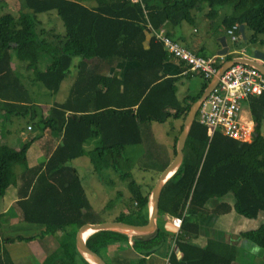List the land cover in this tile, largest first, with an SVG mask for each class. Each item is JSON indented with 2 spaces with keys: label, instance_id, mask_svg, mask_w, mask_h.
Listing matches in <instances>:
<instances>
[{
  "label": "trees",
  "instance_id": "1",
  "mask_svg": "<svg viewBox=\"0 0 264 264\" xmlns=\"http://www.w3.org/2000/svg\"><path fill=\"white\" fill-rule=\"evenodd\" d=\"M19 1L26 11L17 15L0 13V100L5 112L27 117L37 129L20 149L14 151L11 162L0 157V198L8 184L16 182L17 199L13 208L18 213V220L41 226L40 237L47 234L55 236L57 247L51 264H92L77 250L75 232L85 222L105 220L94 209L83 177L71 163L81 154L82 144L89 138L92 125L98 128L101 139V146L89 152L95 169L117 170V158L125 147L143 141L142 126L152 121L164 122L168 118L181 120L172 141L174 156L177 136L189 106L206 86L203 84L196 96L179 99L178 76L161 74L163 64L172 57L154 35L145 48L146 31L162 29L166 24L193 23L191 11L203 2L209 7L206 14L209 18L217 14L218 6L232 2L233 14L223 19L227 36L234 25L243 24L244 31L251 32L249 36L245 34L247 44L262 46L264 0H94L95 5L91 7L74 0ZM246 6L248 8L240 13ZM49 11H55L60 17L65 32L60 36L53 34L51 40L46 37L48 31L41 28L38 19L39 14ZM238 32L239 29L236 33L240 35ZM31 42L36 43V48L33 61L27 68L33 70L32 81L49 92H58L71 67L75 66V77L67 96L53 103L45 116L41 111L36 114L35 108L39 109V105L12 66V54L19 58L24 56ZM43 52L51 60L43 70H37L38 55ZM233 56L232 53L227 54L223 60ZM76 57L79 61L73 65ZM118 62L126 63L119 76L104 71ZM220 65L221 62L218 67ZM248 100L255 123V133L250 142L237 141L219 131L209 139L206 127L194 119L184 145L183 160L164 184L160 195L159 217L166 213L180 216L186 210L180 231L174 235L157 228L147 234L133 235L131 240L135 250L148 255L160 246L170 247L175 240V247H179L183 255L176 259L171 253L170 264H230L234 254L225 257L224 252L213 247L234 246L213 240L200 249L189 243L185 234L198 232L195 220L189 221L191 216L207 212L206 203L210 199L223 198L230 193L233 195V208L240 216L252 219L258 213H264V133L260 132L264 118V92ZM44 131L59 137V142L52 145L49 142L52 139H49L46 161L42 165L29 166L27 153ZM147 135L149 138V131ZM153 161L160 166L146 186L139 185L130 172L119 174L127 183L129 202L122 203L110 220L147 221L151 188L170 157L162 159L155 153ZM15 166L22 168L18 176ZM111 203L109 201L106 207H111ZM4 215L0 214V220ZM108 232L127 235L115 231H94L86 240L100 252L105 240L102 235ZM241 235L264 248V223L241 232ZM70 238L73 240L71 247ZM34 239L36 235L33 234H16L1 239L0 264H15L9 250L1 247L2 243ZM110 264L131 262L114 260ZM135 264H146L144 256Z\"/></svg>",
  "mask_w": 264,
  "mask_h": 264
},
{
  "label": "crops",
  "instance_id": "2",
  "mask_svg": "<svg viewBox=\"0 0 264 264\" xmlns=\"http://www.w3.org/2000/svg\"><path fill=\"white\" fill-rule=\"evenodd\" d=\"M8 3H11L13 8L16 9L14 14H18L20 11H26L25 8L23 7V3L19 0H7ZM77 2H80L88 7L94 6L95 2L94 0H74ZM207 4V3H206ZM208 6V5H207ZM38 19L40 21V26L43 29H46L48 31V35L46 36L48 39H53V34L55 35H64V27L62 24V21L60 17L56 14L55 11H49L45 13H41L38 15ZM188 22H182L176 26L172 25H165V27L162 28V30L165 33H169L170 37L173 39L177 40L180 42L183 46L187 47L191 51L195 53H201L202 45L194 40L193 35V29L191 30L190 25H186ZM189 24V23H188ZM192 25V24H191ZM227 40H229L228 36L226 37ZM220 45L216 46L214 49V53L212 55H205V56H214L218 55L217 51L220 49ZM247 49V47H246ZM202 54V53H201ZM51 58L47 53H40L38 55V60L36 63V68L37 70H43L45 66L50 62ZM33 61V56L28 57L26 61H24L21 66L19 67L20 69H23L25 71H28L27 75L25 74L24 78L22 80H26L27 88L29 87L28 85H34L37 82L32 81L33 77V70L28 69L27 67L32 63ZM79 61V58L76 57L74 58L73 65H75ZM224 61V60H223ZM222 61V62H223ZM125 62H118L116 65L112 66L111 68H108L107 71L110 75L113 76H119L122 71L125 68ZM75 67V66H74ZM185 69V65L181 62L176 61L175 59H170L169 61L165 62L162 67V72L161 74L163 76H178V79L183 76H192V75H198V74H186L183 73V70ZM73 72V73H72ZM70 81L68 84V91L71 86V83L74 80L75 77V68H73L72 71H70ZM21 76V74H20ZM200 76V75H199ZM201 77V76H200ZM39 84V83H37ZM204 84L203 78L201 77V82H200V88L199 92ZM30 92L32 93V96L34 97L35 103L39 105V109H36V114L39 115L42 113V115L47 114L48 108L55 102H60V101H52V100H38L35 97V93L33 90L28 88ZM48 91V90H47ZM198 92V93H199ZM68 94V92H67ZM66 94V96H67ZM65 96V97H66ZM192 96V95H190ZM64 97V98H65ZM189 97V96H187ZM63 98V99H64ZM62 99V100H63ZM61 100V101H62ZM249 100L244 101L242 104V109L246 115H250L252 118L250 111H249ZM0 107H3L2 101L0 100ZM0 108V109H1ZM34 109V110H35ZM2 116V117H1ZM17 116L18 118L22 117L20 115H16L15 113L9 114L5 112L3 109L0 110V156L4 161L11 162L13 153L15 150H18L17 146L14 148L12 146H9L6 144L2 138L3 135V128L5 127L4 125L7 122H11L12 120L10 117ZM4 118V119H2ZM24 119H27L25 124H18V129H19V134L21 136L16 134V139L18 140V143H21L22 139L25 138V140L32 134L36 132V125L31 123L27 117H24ZM253 119V118H252ZM12 123V122H11ZM181 120L180 119H175L174 120V131L175 135L178 132V129L180 127ZM28 125L31 126L30 129H28ZM2 129V130H1ZM260 132L264 133V118L262 122V126L260 128ZM6 134L10 135L11 131L10 129H6L5 131ZM179 134V133H178ZM174 135V136H175ZM173 136V137H174ZM173 137L171 138L170 144L168 146V149H171L172 147V141ZM95 138V139H94ZM52 139V140H49ZM54 139V140H53ZM92 139V140H90ZM53 145L59 142V137L55 138L54 135L51 133L44 131L40 134V137L37 138L32 145H34V148H32L30 151L27 153V161L29 166H37V165H42L46 159V150L47 148V141ZM90 140V142H88ZM88 142L89 148H87L86 143ZM101 146V139H100V134L99 130L96 126L92 125L91 128V134L89 138L84 140L82 144V151L81 154L73 158L71 160L72 165L75 167L77 166H82L85 163L88 162L91 163V160L89 157L86 155L89 154V152L94 151L95 149L99 148ZM157 155L160 156L162 159H166L170 157V160L173 158L172 156V150L170 153H162V155L159 152H155ZM4 154V156H3ZM31 154V155H30ZM166 154V155H165ZM31 156V159H30ZM0 158V161H1ZM76 163V164H75ZM169 163V162H168ZM20 167V166H18ZM158 171V170H157ZM22 172V168L20 167L19 172H16V175L18 176ZM146 183L143 184V186L147 185L149 183L148 177L144 178ZM17 181V180H16ZM16 182L15 184H8V187L4 193L3 197V206L0 209V214H6L2 218H9L10 215L9 211L13 209V203L17 199V192H16ZM9 190V194H6V192ZM1 197V198H2ZM233 195L230 193L226 195L223 198H217V199H210L206 203V208L207 212L205 213H196L191 218H189V221L195 220V222L198 224V232L193 235L185 234L186 239H189V243L192 245H195L196 248H205V246L210 242V241H217L219 243H225L226 245H231L234 247H213L215 250H221L222 252L225 253V257L227 256H232L234 254V258L231 260L230 264H264V248L257 246L253 242L249 241L248 239L244 238L241 235V232L249 229H255V228H240L237 227V224L239 221H241L242 217H240L239 214H237L233 208ZM127 204V203H126ZM222 204H226L224 207H222ZM228 206V210L225 211V208ZM214 210H217L215 213ZM13 216H17L18 219V213L15 210H11ZM263 212L258 213L257 217L260 216V214ZM11 214V215H12ZM148 214H149V200H148ZM148 214H147V219H148ZM256 217V218H257ZM252 218V219H256ZM173 216L169 214H163L161 217L158 219V226L160 228H163L162 230L174 235H177V233L180 231V228H177L173 225L172 223ZM250 219V218H248ZM19 221V220H18ZM140 223V222H139ZM143 223V222H141ZM235 223V224H234ZM160 224V225H159ZM31 226L34 225L39 228L38 233L42 231V227L36 224H30ZM33 226V227H34ZM181 227V226H180ZM258 226H256L257 228ZM31 229V228H30ZM34 229V228H32ZM173 230V232L168 231ZM1 230V229H0ZM16 235L10 234L8 237H12ZM27 235V234H26ZM52 235L47 234L42 237L36 238L31 241H23V240H16L11 243H2L1 247H20V248H27L26 251L28 252V255L30 256V260L28 259V262L35 261L39 262V264H51L52 260L55 257V250L57 247V242L54 239V241L51 239ZM104 237V244L100 248V253L105 257V259L108 261V263H112L114 260H120V261H125L128 260V262H131V264H135L136 261L144 256L146 260V264H170V255L171 253L175 254L176 259L181 258L183 255V251L179 247H173L172 252L169 253L171 246L170 247H165V246H160L156 248L153 252H151L148 255H143L142 253L138 252L132 247V240L131 236H124L119 233H104L102 235ZM6 237V238H8ZM2 238V237H0ZM70 242V241H69ZM70 242V247L72 246ZM9 250V248H7ZM185 251L188 253L190 252V249L185 248ZM10 252V250H9ZM11 257L15 261V258L12 256V253L10 252ZM19 260H23L20 257H17V263ZM23 264V263H22Z\"/></svg>",
  "mask_w": 264,
  "mask_h": 264
},
{
  "label": "rangeland",
  "instance_id": "3",
  "mask_svg": "<svg viewBox=\"0 0 264 264\" xmlns=\"http://www.w3.org/2000/svg\"><path fill=\"white\" fill-rule=\"evenodd\" d=\"M246 8H248V6L244 7V9L240 11V13L245 11ZM208 9L209 7L207 6L206 2H203L199 7L194 8L191 11L193 23L186 24L191 26V30L193 29L192 36L194 37V40L202 45V49L200 52L204 56L212 55L216 46L220 45V38L223 36L227 37L225 28L223 26V19L225 16L233 14V3L229 2L224 5L218 6L217 14L212 18H209L206 15ZM15 10L16 9H14L12 4L8 3L7 0H0V13L9 12L13 15H16L14 14L16 12ZM245 34L249 36L251 32L249 30H245ZM237 36L238 37L235 41H232L228 37L229 40L227 41L229 46V54L232 53V55H234L233 57H236L240 54L247 55V42L243 41L242 43H239L241 40V36ZM35 48L36 43L31 42L24 56L19 58L14 53L12 54V66L17 73L21 74L22 79H25V74L27 75V73L29 72L20 69L19 67L24 61L28 59V57L32 58ZM73 68L74 66L71 67V71L73 70ZM23 81L25 83L27 82L26 80ZM69 81L70 74L64 79L60 86V89L56 93H51L47 91L41 84L37 83L33 86L28 85V88L33 90V92L35 93V97L38 100L61 101L68 92ZM200 82L201 77L199 76V74L180 77L176 82L177 97L179 99H183L190 95L196 96L199 92ZM10 119L12 120V123L9 121L4 125L5 127L3 128L4 132L2 138L4 142H7L6 144H8L9 146H12L14 148L17 146V148L20 149L26 143L27 139L25 140L24 138L22 139L21 143H18V140L16 139V134L21 136V134H19L20 131L18 129V124H25L27 119H24V117L18 118L17 116L10 117ZM174 120V118H168L164 122L152 121L149 124L142 126L143 141L140 144L125 147L121 156L117 158V161L119 163L117 166V170H113L111 168L106 167L95 169L93 163L88 162V160L87 163L82 166H75L83 177V184L85 186L87 196L90 199L94 209L99 213V217L101 219H112L118 213L121 204H126L129 202L130 192L127 188L126 181L121 179L119 176L121 172H130L132 178L139 185H143L144 183H146L144 178L148 177L149 182H151V180L156 176L160 163L153 161V155L156 151L159 152L161 155L162 153L164 154L171 152V149H168V146L170 144L171 138L175 135L176 132L173 129L175 127ZM6 129H10V135L5 133ZM148 131L150 133L149 138L147 135ZM90 140L88 142H90ZM88 142L85 145L87 146V148H89ZM32 148H34V145L31 146L30 150ZM86 156L90 158L89 154H87ZM19 169L20 167L18 166L14 167V171L16 172H19ZM6 194H9V190L6 192ZM109 201L112 202V205L111 207L107 208L106 204ZM3 204L4 203L2 197L0 198V209ZM11 210L13 211L15 209L13 208ZM11 210L9 211V218H1L0 220V237H2L0 238V240L14 233L21 235L33 234L36 235V238L40 237V233H38V227L34 225L31 226L30 224L24 223L22 221H18L17 216H13ZM240 217H242V220L238 222L237 227H240L242 229L256 228V226H259L260 224L264 223V213H261L260 216H258L256 219H248L243 216ZM168 231L173 232V230L169 229ZM51 237V239L54 241L55 236L52 235ZM72 241V238H70V242ZM6 248H9L10 252L12 253V256L16 260V264H39V262L37 263L32 260L28 262V259L30 260V256L26 251L27 248ZM17 257H20L23 260H19L17 263Z\"/></svg>",
  "mask_w": 264,
  "mask_h": 264
},
{
  "label": "built area",
  "instance_id": "4",
  "mask_svg": "<svg viewBox=\"0 0 264 264\" xmlns=\"http://www.w3.org/2000/svg\"><path fill=\"white\" fill-rule=\"evenodd\" d=\"M136 1V0H132ZM239 26H233L229 38L237 39ZM155 38L162 43L173 59L185 65L183 73L199 74L207 85L215 76L224 56H204L183 46L168 36L162 29L152 30ZM264 92V74L252 66L235 63L228 67L218 79L216 86L200 103L195 118L207 129L209 139L216 131L240 142H250L255 133V123L250 115H246L242 104L251 96H259ZM28 129L31 127L28 126ZM186 210L183 212V214ZM183 214L175 216L172 223L180 228ZM175 240L172 241V252Z\"/></svg>",
  "mask_w": 264,
  "mask_h": 264
},
{
  "label": "water",
  "instance_id": "5",
  "mask_svg": "<svg viewBox=\"0 0 264 264\" xmlns=\"http://www.w3.org/2000/svg\"><path fill=\"white\" fill-rule=\"evenodd\" d=\"M239 33L241 40L239 43L246 41V35L244 31V25H239ZM144 39V47L147 48L149 45L150 37L153 35L152 32L146 31ZM220 49L217 51L218 55L225 56L229 54V46L226 36L220 38ZM250 55H239L232 57L228 60H224L219 66L217 73L211 79V81L205 86L200 96L190 104L189 109L182 122V128L177 136L175 145V155L164 167V169L157 176L150 194H149V214L146 222L143 223H130L116 220H105L101 222H85L79 226L75 232V246L77 250L92 264H109L105 257L96 249L92 248L86 238L94 231H115L127 234L128 236L143 235L150 233L157 228H160L157 224L161 209V191L167 180L174 174L179 165L183 160V149L190 132L192 123L195 119L196 112L199 108L200 103L206 98V96L216 86L219 76L230 66L235 63H243L254 67L264 74V45H256L248 43L247 49Z\"/></svg>",
  "mask_w": 264,
  "mask_h": 264
},
{
  "label": "flooded vegetation",
  "instance_id": "6",
  "mask_svg": "<svg viewBox=\"0 0 264 264\" xmlns=\"http://www.w3.org/2000/svg\"><path fill=\"white\" fill-rule=\"evenodd\" d=\"M248 54L250 55V53L248 52Z\"/></svg>",
  "mask_w": 264,
  "mask_h": 264
}]
</instances>
